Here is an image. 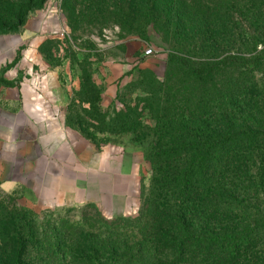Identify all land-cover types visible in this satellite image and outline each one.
Returning <instances> with one entry per match:
<instances>
[{
    "label": "rangeland",
    "instance_id": "rangeland-1",
    "mask_svg": "<svg viewBox=\"0 0 264 264\" xmlns=\"http://www.w3.org/2000/svg\"><path fill=\"white\" fill-rule=\"evenodd\" d=\"M35 1L0 0V32L20 35L25 41L15 62L21 65L17 79L27 76L48 81L54 91V112L63 127L87 138L97 148H110L116 158L126 159L133 172L129 178L133 181L135 204L121 215L93 204L48 207L36 200L27 201L20 191L8 192L1 184L0 203L11 209L26 208L28 223L43 243L57 242L60 235L65 239V248L83 251L86 258L79 254L76 257L89 259L95 246L107 247L111 241L133 244L141 239L138 217L150 193L152 168L148 156L155 145L156 104L168 102L165 106L172 107V97L177 92L185 103L188 95H201L203 88L189 70L172 61L171 55L184 45L180 38L168 39L153 25L143 36L136 33L131 23L146 18L143 5L158 6L160 0H45L40 7L31 8ZM200 1L221 6L222 10L208 17L201 14L197 19L182 15L183 22L189 19L195 24L190 26L191 33L198 32V20L205 31L213 22L222 27L210 41L206 40V33L198 35L205 39L203 43L209 51L189 50L187 55L194 63L219 62V53L224 52L251 58L264 48V0L252 7L244 0H195ZM185 2L194 4L193 0ZM114 4L118 7L115 12L110 8ZM129 4L133 5V12ZM20 7H24L25 15L18 18ZM172 17L177 23L178 17L174 13ZM46 21L43 28L42 22ZM191 42L187 39L185 43ZM150 49L152 53L148 54ZM232 75L264 88V64L259 68L220 71L214 82L221 84ZM252 171L255 173L256 169L253 167ZM238 199L239 213H264V185L241 180ZM259 248L261 258L264 242ZM68 249L65 251L70 253ZM57 255L62 264L76 259L72 253L59 251Z\"/></svg>",
    "mask_w": 264,
    "mask_h": 264
},
{
    "label": "trees",
    "instance_id": "trees-1",
    "mask_svg": "<svg viewBox=\"0 0 264 264\" xmlns=\"http://www.w3.org/2000/svg\"><path fill=\"white\" fill-rule=\"evenodd\" d=\"M160 1L158 6L143 5L146 18L131 23L143 36L153 25L168 39L180 38L184 45L171 55L172 61L189 70L203 92L188 95L185 103L177 92L172 107L165 106L168 102L156 104L155 145L148 156L150 193L138 217L141 239L133 244L111 241L107 247L95 246L89 259H81L88 255L74 248L66 252L68 246L60 235L57 242L43 243L28 223L26 208L11 209L0 203V264H62L56 259L59 251L82 256L65 264H264V256L259 257L264 213L237 210L241 180L264 185V88L234 75L221 84L214 82L217 73L232 67H261L264 48L251 58L224 52L219 53V62L196 64L187 52L209 51L198 35L207 34L210 41L222 26L213 22L205 31L198 20L194 35L193 21L183 22L182 15L208 17L220 12L221 6L195 0L193 5L185 0ZM244 1L250 7L261 2ZM44 2L36 0L30 7ZM128 7L133 12V5ZM110 8L115 12L118 7ZM23 9L18 8V18L25 15ZM187 39L192 42L186 44Z\"/></svg>",
    "mask_w": 264,
    "mask_h": 264
},
{
    "label": "crops",
    "instance_id": "crops-1",
    "mask_svg": "<svg viewBox=\"0 0 264 264\" xmlns=\"http://www.w3.org/2000/svg\"><path fill=\"white\" fill-rule=\"evenodd\" d=\"M24 43L20 35L0 34V184L48 207L93 204L125 214L135 204L128 162L63 127L48 81L17 79Z\"/></svg>",
    "mask_w": 264,
    "mask_h": 264
},
{
    "label": "built area",
    "instance_id": "built-area-1",
    "mask_svg": "<svg viewBox=\"0 0 264 264\" xmlns=\"http://www.w3.org/2000/svg\"><path fill=\"white\" fill-rule=\"evenodd\" d=\"M147 53H148V54H151V53H152V50H151V49H150V50H148V51H147Z\"/></svg>",
    "mask_w": 264,
    "mask_h": 264
}]
</instances>
